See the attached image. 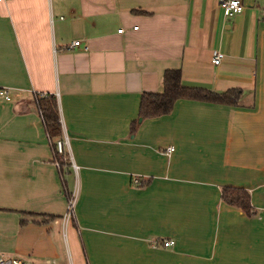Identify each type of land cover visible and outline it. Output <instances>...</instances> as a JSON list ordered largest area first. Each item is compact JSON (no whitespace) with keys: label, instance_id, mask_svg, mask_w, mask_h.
<instances>
[{"label":"crops","instance_id":"obj_1","mask_svg":"<svg viewBox=\"0 0 264 264\" xmlns=\"http://www.w3.org/2000/svg\"><path fill=\"white\" fill-rule=\"evenodd\" d=\"M241 1L233 16L218 0L0 1V254L264 264V0ZM168 69L188 86L237 91L236 105L179 99L139 120L142 92H161ZM41 93L55 95L67 137L60 170ZM224 186L249 193V215L222 200Z\"/></svg>","mask_w":264,"mask_h":264},{"label":"trees","instance_id":"obj_2","mask_svg":"<svg viewBox=\"0 0 264 264\" xmlns=\"http://www.w3.org/2000/svg\"><path fill=\"white\" fill-rule=\"evenodd\" d=\"M163 89L161 92L144 91L141 94L138 110L140 120L159 117L169 114L176 100H200L225 105H236L238 93L235 90L216 93L203 87L188 86L183 84L179 69L165 70L162 76ZM37 110L43 120L45 131L50 140L61 136L59 110L55 95L37 98ZM133 122V127H134ZM53 144V142H52ZM66 154L56 155L61 167L69 165ZM222 200L232 206L240 208L249 215L252 211L249 193L234 186H224L221 189Z\"/></svg>","mask_w":264,"mask_h":264},{"label":"built area","instance_id":"obj_3","mask_svg":"<svg viewBox=\"0 0 264 264\" xmlns=\"http://www.w3.org/2000/svg\"><path fill=\"white\" fill-rule=\"evenodd\" d=\"M1 1V0H0ZM218 6L221 8L227 16H233L238 13H241L243 11L244 5L241 0H218ZM262 9L264 10V3L262 5ZM136 26L134 27V29ZM118 33H122L123 29L120 28L117 30ZM79 45V41H74L71 46H76ZM221 53L219 51H213L212 56H211V62L213 65L217 66L221 62ZM0 95L5 100H9V95L5 89H1ZM48 95L47 93H41L39 96L41 97H46ZM67 145V137L66 136H61L57 138L56 140L53 141V149L56 155H61L65 154V146ZM172 150V148H169L168 151ZM167 151V152H168ZM55 165L56 167L60 170L61 165L60 161L56 158L55 159ZM70 165L74 170H76V167L74 163L70 162ZM134 183H138V181L135 179ZM78 197V191L77 187L74 186L72 190H70L67 194V205H66V210L64 215L62 216V222L64 224H67L70 220L74 218V209H75V204L77 201ZM164 247H170L173 245V241L170 239L163 240L161 243ZM152 246H156V243H152ZM0 264H33L28 262L25 259L19 258V257H8L4 256L3 254H0ZM46 264H56L53 260L48 261Z\"/></svg>","mask_w":264,"mask_h":264},{"label":"rangeland","instance_id":"obj_4","mask_svg":"<svg viewBox=\"0 0 264 264\" xmlns=\"http://www.w3.org/2000/svg\"><path fill=\"white\" fill-rule=\"evenodd\" d=\"M38 98H40V97H38ZM61 137V136H60ZM65 156H67V155H64L63 157H65ZM67 158V157H66Z\"/></svg>","mask_w":264,"mask_h":264},{"label":"water","instance_id":"obj_5","mask_svg":"<svg viewBox=\"0 0 264 264\" xmlns=\"http://www.w3.org/2000/svg\"><path fill=\"white\" fill-rule=\"evenodd\" d=\"M140 120V119H139Z\"/></svg>","mask_w":264,"mask_h":264}]
</instances>
